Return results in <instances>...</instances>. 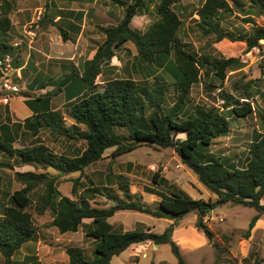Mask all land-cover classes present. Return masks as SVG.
Segmentation results:
<instances>
[{
  "label": "trees",
  "instance_id": "1",
  "mask_svg": "<svg viewBox=\"0 0 264 264\" xmlns=\"http://www.w3.org/2000/svg\"><path fill=\"white\" fill-rule=\"evenodd\" d=\"M181 1L158 0V19L141 33L133 30L131 23L140 7L146 5V0H136L127 6L125 16L118 25L102 29L105 40L92 59L84 64L81 75L70 76L58 91L26 100L34 111V115L24 122L26 133L39 139L40 134L48 130L69 140L84 141L86 148L83 151L68 157L54 153L42 142L15 149L16 139L9 126L4 125L0 130V152L16 159L20 165L52 169L60 176H67L75 173L82 175L88 167L103 160L110 149H113L111 156L114 159L141 146L173 149L181 162L197 175L199 182L216 195V199H193L170 184L161 175V169L153 175V184L164 187L167 192L154 187L145 188V192L161 198L160 202L153 204L145 202L140 194H132L130 181L124 176H118L120 197L111 194L110 186H96L92 180L90 187L84 186L79 177L74 180L71 190L75 199H71L57 189V178L50 174L15 173L16 180L23 184V188L9 194L7 204H3L0 197V256L4 259L0 264H14L15 254L25 244L37 241V228L30 212L35 194L36 213L42 216L50 210L51 225L60 234L77 233L82 228L86 238L96 239L92 257L80 247L67 248V264H111L114 257L146 242L156 246L170 244L179 264H185L179 246L173 241L177 221L193 213L197 217V228L207 230L206 217L227 204L255 209L257 214L245 232V237L250 238L257 221L264 217V133L255 132L249 147L248 163L243 169H231L211 153L214 141L230 133L229 116L218 108L200 107L194 108L192 114L187 109L192 87L200 82L204 70L205 75L214 71L215 77L223 83L228 71H238L243 65L240 58L213 62L189 50V44L183 42L179 35L182 20L175 7ZM241 2L205 0L197 11L198 27L202 34L205 37L214 35L217 41L227 39L234 43H245L247 50L259 46L260 41L264 40V26L253 27L249 33L241 34L224 28L222 13L232 14L234 9H238L248 15L250 10L244 11ZM252 5L254 3L250 6L255 8ZM9 9L7 6L6 10ZM259 9L264 13V0H261ZM250 21L246 20V23ZM10 25L9 19H3L0 29L6 33ZM66 35L63 34L64 41H67ZM127 42L135 45L142 61L149 65L163 64L171 78L170 84L157 81L147 86L130 78H116L107 82L103 91L96 90V80L103 74L104 65L111 64L117 57L116 51ZM13 51L12 46L1 43L0 61ZM261 74L264 79L263 69ZM169 86L176 95L172 106L168 105L167 99ZM57 92H64L69 102L76 100L69 112V117L74 121L70 126H66L61 114L51 110V101L59 94ZM246 95L249 97V93ZM222 99L225 101L224 111L228 110L235 117L246 118L254 113L249 98L241 102L223 93ZM0 168L13 169V165L0 160ZM108 182L111 180L108 179ZM41 186L43 190L39 192ZM81 187L83 190L80 192ZM98 196L114 201V205L107 208L93 206L91 201ZM120 211H136L174 223L162 234L145 228L116 233L110 219ZM86 220L91 222L86 223ZM207 231L212 238V233ZM226 262L236 264L231 260Z\"/></svg>",
  "mask_w": 264,
  "mask_h": 264
},
{
  "label": "rangeland",
  "instance_id": "2",
  "mask_svg": "<svg viewBox=\"0 0 264 264\" xmlns=\"http://www.w3.org/2000/svg\"><path fill=\"white\" fill-rule=\"evenodd\" d=\"M204 1L182 0L176 5L175 10L182 20L179 34L181 40L188 43L189 50L197 56H206L213 62H221L231 57L240 58L243 68L238 71H228L223 83L215 77L214 71H210L209 75L204 74L205 70L202 71L200 82L192 87L191 101L187 109L193 114L196 107L218 108L221 113L229 116L230 134L219 138L221 140L219 142L215 140L211 151L219 156L226 151L239 152L240 160L236 166L241 168L248 161L249 147L255 132L264 133V79L261 74L264 66L260 61L246 56L248 50L245 43H234L227 39L217 41L214 35L205 37L202 34L198 27L197 11ZM135 2L136 0H118V2L115 0H0V22L6 18L11 22L9 33L0 29V43L7 39L6 41H10L14 46V51L9 54L13 58V69L15 64H28L21 72V77H18L14 70L9 75H4L3 69L0 68V88L5 91L4 77L8 76L11 82L20 85V89L26 91L25 83H31L36 77L41 84L47 85L45 92L58 91L64 82L69 81L70 76L82 74L84 64L92 59L96 49L105 40L102 29L118 25L125 16L127 6ZM157 3L158 0H146V5L140 7L138 14L132 20L133 30L144 33L158 19ZM251 3H254L252 6L255 8L250 6ZM260 3L261 0H242L243 10H250L248 15L238 9H234L232 14L222 13L224 28L235 34H241L249 33L253 27L264 26V13L259 9ZM7 6L9 10H6ZM246 20H251V23H246ZM64 33L67 34V41L63 39ZM116 53L117 57L111 64L104 65L103 74L98 76L96 90L103 91L107 82L116 78H130L147 86L157 81L170 84L171 78L164 65L157 63L149 65L142 61L132 42H127ZM169 88L167 99L168 105L172 106L176 95L171 86ZM23 93L20 90L15 94L18 100ZM57 93L59 94L54 100L55 108L59 107L61 112H64L65 124L66 122L73 124L69 112L76 100L69 102L64 92ZM223 93L241 102L249 98L254 113L246 118H238L229 114L228 110L224 111ZM15 105L20 103L15 102ZM67 140L69 139L66 136L48 130L40 134V141L49 143L50 149L59 155L64 152L66 156L74 157L78 151L86 148L84 141ZM112 152L113 149L107 150L104 159L88 167L82 175L75 173L65 176L66 184L63 186H60L63 181L57 171L42 169L57 178L56 187L64 196L75 199L71 190L74 180L79 177L84 186L90 187L92 180L96 186H110L111 193L121 194L116 189L119 184L118 176L126 177L134 185L131 187V192L135 191L137 186H151L167 192L164 187L153 184V175L158 170H163L169 164L168 160H171L168 170L170 174L180 176L184 190L193 199L207 197L205 194L202 195L203 190L206 189L199 182L197 175L181 162L173 149L141 146L115 159L111 156ZM11 160L12 158L7 154L2 159L4 162ZM220 161L232 167L227 160L220 159ZM42 169L36 168L35 171L43 173ZM108 179L111 182H108ZM14 180H16L15 169H0V197L3 204L8 203L9 194L18 188V186L14 187ZM4 183H9V187ZM169 183L177 187L174 183L170 181ZM22 187L23 184L20 185V188ZM42 190L43 186L38 191ZM82 190L83 187L80 188V192ZM36 196L37 194L32 197L33 206L30 212L33 214L38 239L36 242L25 244L15 254L16 264H65L66 250L69 247H85L89 256L94 244L88 243L90 240L86 239L82 228L77 233L60 234L58 229L51 225L50 210L42 216L36 213ZM95 202L101 206L112 205L101 196L96 197ZM256 214L255 209L241 205L221 206L211 213L212 220L206 223L207 230L212 233V238H208L205 233L207 230L197 228V217L192 213L177 221L174 230L177 237L175 240L173 238V241L179 246L185 264H229L226 262L228 260L236 264H264V233L256 234L251 238L245 237V232ZM110 222L113 223L116 233L137 228L146 229L143 225H147L155 227L156 234L164 233L174 223L136 211H120ZM151 244L152 248L148 251L147 258L136 257L132 246L121 255L114 257L111 264H179L170 244L159 245L158 251L154 250V244ZM3 261L0 256V263Z\"/></svg>",
  "mask_w": 264,
  "mask_h": 264
},
{
  "label": "crops",
  "instance_id": "3",
  "mask_svg": "<svg viewBox=\"0 0 264 264\" xmlns=\"http://www.w3.org/2000/svg\"><path fill=\"white\" fill-rule=\"evenodd\" d=\"M6 33H9V32H6ZM6 40H3L1 43H5V44H7L9 46H12L14 48V46L11 44V42L10 41H6ZM27 66H28V64L27 65L26 64H24V65L15 64L14 65V72H17V76L18 77H21V72L25 68H27ZM45 85H46L45 83L41 84L39 82L38 78H36V77H34L32 79V82L31 83H25V86L27 88L26 91H24L23 89H20V87H19L20 85L17 84V86L19 87V89L22 92H24L23 95H22V97L20 98V100H18L19 98H17L15 96V94L13 95V93L6 92V91H2V88H0V95L3 94V95H7V96L10 97V102L7 105H0V130H1V127L4 126V125L9 126L11 134L16 139V143L14 144V148L15 149H21V148H24L26 146L35 145V144H37V142H41L40 141V137H39V139H37V137H32L30 134L26 133L23 125H24V122H25L26 119H28V118H30V117H32L34 115L33 109L26 103V100H29L30 97H33L36 94H38L36 96H40V95L46 94L47 92H45V89H43V87ZM56 97H54L52 99V101H51V110L53 112H58L59 114H61L62 116H64L63 115L64 112L62 113L59 107L55 108V106H54V100H55ZM15 102L20 103V105H15L14 106ZM68 125L70 126L71 124H68L66 122V126H68ZM67 141H69V140H67ZM219 141H221V140H219V138L216 139V142H219ZM42 143H44L47 146H49V143H47V142H42ZM214 143H215V141H214ZM211 153H213V152L211 151ZM62 154L65 155L64 152H62ZM4 155H5L4 153H1L0 154L1 161H2V159H4ZM213 155H214L215 158H217L219 160L220 159L227 160L230 163L229 165L232 166V167H229L227 165L226 166L229 167V168H231V169H238V168L239 169H243V168H245L247 166V163H248V161H247L246 164H245V166L244 167H241V168L236 166V164H239V160H240L238 158L239 157V152L226 151V153L224 152L222 154V156L215 155L214 153H213ZM247 158H249V157L247 156ZM6 163L13 165V169H9V168H0V169H5V170H14L15 169V173H28V172H35V173H37L35 171L36 168L42 169L41 167H37V166L20 165V164L17 163L16 159H12L10 162L9 161H6ZM168 163L169 164L167 166H165L164 169L161 171V175L164 178H166L168 181H170V182L174 183L175 185H177V187L179 189L183 190L185 193L188 194V192L186 190H184V188H183L184 185L180 181L181 180L180 176H177L176 174H170V172L168 170V167L171 166V160H168ZM31 169H33V170H31ZM43 171H44L43 173H46L45 170H43ZM65 178H66L65 176L64 177L62 176L61 179H62L63 182H62V184L60 186H63L64 184H66V183H64ZM67 178L69 179V176ZM4 185L7 186V187H9V183H7V184L4 183ZM13 185H14V187L18 186V188L15 189L14 192L23 188V187L20 188V185H22V184L19 181H17V180H14L13 181ZM131 187H134V185L132 183H130V191H131ZM146 187H151V186H137L136 189H135V191H133L131 193L132 194H136V193L137 194H140L143 197V200L145 202L149 203V204H153L155 202H160L161 201V198L159 196L154 195V194H149V193L145 192V188ZM116 189L121 193V191L118 188H116ZM2 191H4V189ZM206 191H208V190L206 189V190H203V192H202V195L205 194L207 196L206 198H203L204 200L208 201L210 199H213V200L216 199V195L212 194L209 191L208 192H206ZM111 194L112 195H115V196H118V197H120L122 195V193L121 194H118L117 192H113ZM101 197H103L107 202H110V203H112V205H114V201L108 200L104 196H101ZM95 201H96V199L94 201H91V204L93 206L107 208V205L106 206H101V205L97 204ZM262 203L264 204V199H263ZM108 207H110V206H108ZM210 216H211V214L206 217V219H205V222L206 223L212 220V218ZM218 218L219 217L217 216V219ZM111 219H110V221H111ZM85 222L86 223H90L91 221L90 220H86ZM111 224L113 225V223H111ZM143 226L146 227V230L147 229H151V231L154 232L155 227H151V226H147V225H143ZM113 227H114V225H113ZM259 233H264V217H262L260 220L257 221L255 227L253 228V230L251 232L250 238L251 237H254L256 234H259ZM176 237H177V233L175 231L174 232V235H173L174 240L176 239ZM86 239L90 240L88 243L94 244V246H95L96 239H94V238H86ZM82 249H84L85 252H86V248L85 247H82ZM154 250L158 251L159 250V246L154 245ZM92 252L93 251L90 252L91 257H92ZM68 261H69V258L66 255L65 264H67ZM14 264H16L15 261H14Z\"/></svg>",
  "mask_w": 264,
  "mask_h": 264
},
{
  "label": "built area",
  "instance_id": "4",
  "mask_svg": "<svg viewBox=\"0 0 264 264\" xmlns=\"http://www.w3.org/2000/svg\"><path fill=\"white\" fill-rule=\"evenodd\" d=\"M247 57L252 60H258L264 66V40H261L259 46L254 47L251 50H248ZM13 58L10 55H7L2 61H0V68L3 69L4 75H9L14 69L12 67ZM3 87L5 91L17 94L20 92V89L15 85L8 76L4 77ZM10 102V97L7 95H0V105H7ZM222 104H225V101L222 99ZM179 167V166H178ZM152 248L151 242H146L138 245H134L133 252L136 257L142 256L143 258L148 257V251Z\"/></svg>",
  "mask_w": 264,
  "mask_h": 264
},
{
  "label": "water",
  "instance_id": "5",
  "mask_svg": "<svg viewBox=\"0 0 264 264\" xmlns=\"http://www.w3.org/2000/svg\"><path fill=\"white\" fill-rule=\"evenodd\" d=\"M205 233H206V235H207L208 238L211 237V235H210V233L208 231H205Z\"/></svg>",
  "mask_w": 264,
  "mask_h": 264
}]
</instances>
